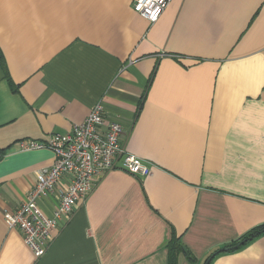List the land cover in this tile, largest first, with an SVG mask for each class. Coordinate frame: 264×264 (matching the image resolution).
Here are the masks:
<instances>
[{"label": "crops", "instance_id": "crops-1", "mask_svg": "<svg viewBox=\"0 0 264 264\" xmlns=\"http://www.w3.org/2000/svg\"><path fill=\"white\" fill-rule=\"evenodd\" d=\"M0 0V264H203L264 225V0ZM101 103L149 176L114 169L36 257L3 221ZM54 201L38 202L50 215ZM209 264H264V235Z\"/></svg>", "mask_w": 264, "mask_h": 264}, {"label": "built area", "instance_id": "built-area-1", "mask_svg": "<svg viewBox=\"0 0 264 264\" xmlns=\"http://www.w3.org/2000/svg\"><path fill=\"white\" fill-rule=\"evenodd\" d=\"M169 1L134 0L132 9L152 24L163 14ZM101 106V103L92 106L83 121L68 133H53L45 141L17 142V148L22 151L49 149L54 156L50 167L35 172V182L20 206L2 214L7 228L19 231L26 246L38 258L46 252L58 222L69 221L73 209L87 198L94 183L104 174L119 169L144 178L151 173L148 164L124 151L120 144L122 124L106 119ZM45 199L54 201L50 215L38 205Z\"/></svg>", "mask_w": 264, "mask_h": 264}, {"label": "trees", "instance_id": "trees-1", "mask_svg": "<svg viewBox=\"0 0 264 264\" xmlns=\"http://www.w3.org/2000/svg\"><path fill=\"white\" fill-rule=\"evenodd\" d=\"M0 58H1V55H0ZM0 152H2V151H0ZM261 235H264V225L252 229L251 231H249L248 233L243 235L240 239L234 241V243H231L228 246L217 249L216 251L207 255V257L203 261V264H206V263L209 264L212 261V259L215 256H217L218 254L226 253V252H233V251L239 249L240 247H242L243 245H245L246 243H248V241L250 242L251 240H253V239H255ZM240 242H244V243L236 249L230 248V247H233V246L239 244ZM168 244H169V253H170V256H169L170 257V264H175V262H176L175 256L177 254H179L180 252H184L185 247L181 244L180 238L176 237L173 232L171 233L170 242ZM184 253H185V256H187L190 260H192V261L194 260V258L192 256H190V254L187 251Z\"/></svg>", "mask_w": 264, "mask_h": 264}, {"label": "water", "instance_id": "water-1", "mask_svg": "<svg viewBox=\"0 0 264 264\" xmlns=\"http://www.w3.org/2000/svg\"><path fill=\"white\" fill-rule=\"evenodd\" d=\"M244 242H240L239 244L233 246V247H230L231 249H236L238 248L240 245H242ZM184 252H186V250L184 249ZM207 264V263H206Z\"/></svg>", "mask_w": 264, "mask_h": 264}]
</instances>
